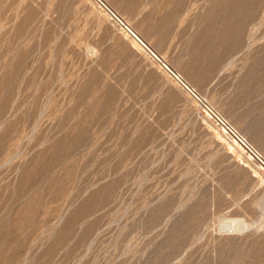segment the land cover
<instances>
[{
	"label": "rangeland",
	"instance_id": "1",
	"mask_svg": "<svg viewBox=\"0 0 264 264\" xmlns=\"http://www.w3.org/2000/svg\"><path fill=\"white\" fill-rule=\"evenodd\" d=\"M102 2L0 0V264H264V0Z\"/></svg>",
	"mask_w": 264,
	"mask_h": 264
},
{
	"label": "built area",
	"instance_id": "2",
	"mask_svg": "<svg viewBox=\"0 0 264 264\" xmlns=\"http://www.w3.org/2000/svg\"><path fill=\"white\" fill-rule=\"evenodd\" d=\"M99 1L107 10L110 11V13L117 19V16L114 12H112L103 2L102 0H97ZM120 21V20H119ZM120 23L124 26V28H126V30H128L131 35L133 36L134 33L132 32V30L126 25L124 24L122 21H120ZM146 47V45H145ZM148 49V48H147ZM154 57H157L156 55L153 54ZM159 60V59H158ZM160 61V60H159ZM164 65V64H163ZM165 66V65H164ZM166 67V66H165ZM172 75L183 85L185 86V88L191 92L195 97L196 93L195 91L190 88L180 77V75L176 74L175 72H172ZM198 98V97H197ZM204 106V112L209 116V118L214 122V124L218 127H220L223 132L225 134H227L233 141H235L236 143H238L240 146L244 147L245 149H247L249 152H251L262 164H264V160H262V158H260V156L256 153V151L251 148L249 146V144L245 141V139L237 132V130L232 126V124L226 119L224 118V116H222L218 111L214 110V108L207 106L205 104H203Z\"/></svg>",
	"mask_w": 264,
	"mask_h": 264
},
{
	"label": "bare ground",
	"instance_id": "3",
	"mask_svg": "<svg viewBox=\"0 0 264 264\" xmlns=\"http://www.w3.org/2000/svg\"><path fill=\"white\" fill-rule=\"evenodd\" d=\"M137 39V38H136ZM139 39V38H138ZM139 42V41H138ZM236 225V224H235Z\"/></svg>",
	"mask_w": 264,
	"mask_h": 264
}]
</instances>
